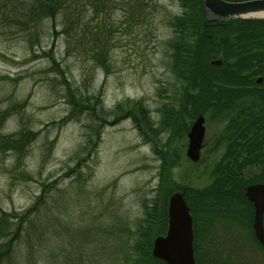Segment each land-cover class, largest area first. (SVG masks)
I'll use <instances>...</instances> for the list:
<instances>
[{
  "label": "rangeland",
  "instance_id": "rangeland-1",
  "mask_svg": "<svg viewBox=\"0 0 264 264\" xmlns=\"http://www.w3.org/2000/svg\"><path fill=\"white\" fill-rule=\"evenodd\" d=\"M151 7L157 11L152 35L120 24V12L111 16L117 24L108 36L107 73L90 52L65 53L64 38L53 33L49 21L35 40L4 24L0 14V112L6 114L1 134H35L20 153H0V215L26 210L41 193V185L48 191L35 223L24 224L14 252L2 264H123L131 255L132 230L156 193L161 206L168 202L169 190L170 195L185 193L184 189L201 190L211 183L223 152L218 138L227 117L201 115L204 148L201 160L192 164L185 151L194 120L183 113L175 126L160 133V144L166 146L157 147L164 152L161 159L152 150L153 139L142 136L130 116L115 124L109 117L100 128L87 112L71 116L62 78L46 58L52 52L68 81L84 95L98 96V108L142 100L160 128L159 110L176 103L180 95L167 70L166 42L172 34L163 22L177 12V3L152 0ZM56 25L59 31V20ZM15 223L8 218L9 235ZM211 223L206 247L213 260L264 264V254L254 248L247 227Z\"/></svg>",
  "mask_w": 264,
  "mask_h": 264
},
{
  "label": "trees",
  "instance_id": "trees-1",
  "mask_svg": "<svg viewBox=\"0 0 264 264\" xmlns=\"http://www.w3.org/2000/svg\"><path fill=\"white\" fill-rule=\"evenodd\" d=\"M175 1L177 12L165 16L163 22L172 34L166 42L167 70L179 85L180 95L176 103L171 101L159 110L162 115L160 128L142 100L123 101L111 109L98 108V96L84 95L68 81L63 70L56 67L52 52H47L46 58L55 74L62 78L68 103L73 109L71 116L87 112L96 128L107 123L109 117H113L110 124H115L130 116L141 135L153 139L152 150L161 159L165 155L157 147L163 149L166 146L160 144V133L175 126L183 113L190 120L206 114L214 118L227 117L218 138L219 144H224L223 152L212 170L211 183L201 190H183L193 219L195 262L222 264L211 258L212 251L206 247L209 242L207 231L215 220L247 227L254 248L264 254V248L253 236L252 204L244 195L247 186L264 184V19L212 22L204 16L203 0ZM151 4L152 0H0V14L4 24L35 40L42 33L44 22L49 21L53 33L63 36L65 53L90 52L92 60L107 73L108 36L117 24L112 23L111 16L120 12V24L127 29L144 28L152 35L154 12L157 11ZM58 20L61 28L56 31ZM213 60H220L221 65L211 66ZM259 79L261 81L257 83ZM5 116L0 112V153H20L35 134L23 130L17 136L2 135L1 124ZM90 144L88 140L86 146ZM171 192L165 193V200ZM47 194V186L43 184L41 193L26 210L1 213L0 264L11 257L24 232V224L35 223ZM166 205L167 201L159 205L157 193L144 205L142 221L132 230L131 255L123 264H164L152 258L151 249L153 240L165 234ZM9 217L16 220L11 235L7 229Z\"/></svg>",
  "mask_w": 264,
  "mask_h": 264
},
{
  "label": "water",
  "instance_id": "water-1",
  "mask_svg": "<svg viewBox=\"0 0 264 264\" xmlns=\"http://www.w3.org/2000/svg\"><path fill=\"white\" fill-rule=\"evenodd\" d=\"M204 16L212 22L236 19H264V0L230 3L223 0H203ZM219 67L220 60L210 62ZM260 79L257 83H260ZM204 117L199 115L187 133L186 158L196 164L201 160L204 148ZM245 198L252 204V231L255 240L264 248V184L249 185ZM151 256L164 264H195L193 249V222L183 192L169 196L167 202V225L164 235L152 243Z\"/></svg>",
  "mask_w": 264,
  "mask_h": 264
},
{
  "label": "bare ground",
  "instance_id": "bare-ground-1",
  "mask_svg": "<svg viewBox=\"0 0 264 264\" xmlns=\"http://www.w3.org/2000/svg\"><path fill=\"white\" fill-rule=\"evenodd\" d=\"M260 16H264V14H259Z\"/></svg>",
  "mask_w": 264,
  "mask_h": 264
},
{
  "label": "flooded vegetation",
  "instance_id": "flooded-vegetation-1",
  "mask_svg": "<svg viewBox=\"0 0 264 264\" xmlns=\"http://www.w3.org/2000/svg\"><path fill=\"white\" fill-rule=\"evenodd\" d=\"M190 129V128H189ZM189 131V130H188ZM186 138H187V134H186Z\"/></svg>",
  "mask_w": 264,
  "mask_h": 264
}]
</instances>
